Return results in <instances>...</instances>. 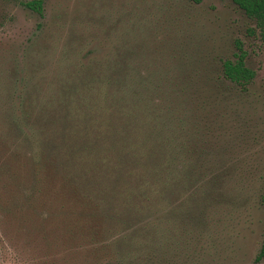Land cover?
<instances>
[{
  "label": "rangeland",
  "instance_id": "374dc122",
  "mask_svg": "<svg viewBox=\"0 0 264 264\" xmlns=\"http://www.w3.org/2000/svg\"><path fill=\"white\" fill-rule=\"evenodd\" d=\"M30 1L0 0V264H264L255 21L231 0Z\"/></svg>",
  "mask_w": 264,
  "mask_h": 264
},
{
  "label": "trees",
  "instance_id": "16d2710c",
  "mask_svg": "<svg viewBox=\"0 0 264 264\" xmlns=\"http://www.w3.org/2000/svg\"><path fill=\"white\" fill-rule=\"evenodd\" d=\"M231 1L235 5H237L239 9H241L246 14L247 17L255 21L256 29L258 30L261 40L264 42V0ZM24 6L26 8L31 9L32 11L37 12L40 15L42 14V3L39 0L27 2L24 4ZM236 49L237 53L235 54V60H226L223 62V75L227 80L231 81L232 83L244 86L252 80L254 73L245 65L244 59L246 55L240 43H236ZM132 127H137L135 122L133 123ZM89 185H94V183ZM161 189L163 190V188ZM129 192L130 189L126 193L129 194ZM119 206L121 205L119 204ZM126 208L131 209L128 205L123 204L121 210L124 212ZM262 259H264V243L260 249L258 256L256 257V261H260Z\"/></svg>",
  "mask_w": 264,
  "mask_h": 264
}]
</instances>
